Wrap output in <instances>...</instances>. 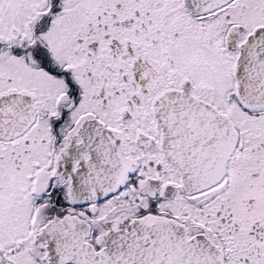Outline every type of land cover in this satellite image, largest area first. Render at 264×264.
Listing matches in <instances>:
<instances>
[{
  "label": "snow or ice",
  "instance_id": "obj_1",
  "mask_svg": "<svg viewBox=\"0 0 264 264\" xmlns=\"http://www.w3.org/2000/svg\"><path fill=\"white\" fill-rule=\"evenodd\" d=\"M0 264H264V0H0Z\"/></svg>",
  "mask_w": 264,
  "mask_h": 264
}]
</instances>
